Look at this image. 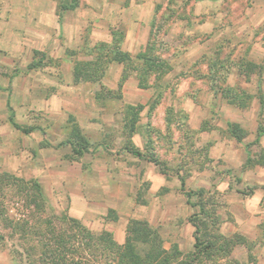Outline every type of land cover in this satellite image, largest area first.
<instances>
[{
	"label": "rangeland",
	"instance_id": "374dc122",
	"mask_svg": "<svg viewBox=\"0 0 264 264\" xmlns=\"http://www.w3.org/2000/svg\"><path fill=\"white\" fill-rule=\"evenodd\" d=\"M157 1L141 11L153 35L139 38V49L149 42L171 68L142 73V84L139 60L76 78L75 62L89 60L82 51L7 52L0 37V178L34 179L46 200L38 210L13 188L0 196V248L20 264L34 237L6 228L8 220L62 229L63 217L95 236L89 248L76 242L83 264H264V147L251 143L264 124V79L258 84L257 68L238 72L245 61L264 66V0ZM227 86L253 94L249 108L221 97ZM139 104L130 127L128 105ZM228 121L247 131L241 141ZM75 125L88 142L82 155L69 139ZM247 143L254 162L246 164ZM134 220L157 234L134 240L137 257H120V247L107 254L99 234L122 245Z\"/></svg>",
	"mask_w": 264,
	"mask_h": 264
},
{
	"label": "trees",
	"instance_id": "16d2710c",
	"mask_svg": "<svg viewBox=\"0 0 264 264\" xmlns=\"http://www.w3.org/2000/svg\"><path fill=\"white\" fill-rule=\"evenodd\" d=\"M152 33L153 32L151 27L149 37L153 35ZM123 38V30H118L117 32H114L112 41L110 43H101L91 47H85L82 52H84V55L89 57V60H77L75 62V77L79 78V75L84 74H87L88 77H90L92 74L95 75L96 73L102 75L104 71L103 64H105L104 66H106L110 62L127 64L132 60L141 61V72L138 76L140 79V83L142 73L146 75L150 71H154L157 73L156 75L161 76L165 72L170 70L171 67L166 62V60L158 58L152 53V50L154 48L152 49V47L149 46V42H147L145 48L142 51L140 50L132 56L128 51H125L121 48V42L123 41ZM71 52L74 53V51ZM263 67L264 66L260 64H255L251 61H245L244 63L239 65L238 72L245 75L256 74L257 68L259 70V72H257L259 76L258 84H260V81L262 79ZM241 68L244 70L243 72ZM220 96L226 98L228 103L242 109L248 108L254 98L253 94L247 92L245 89H242L239 86H227V88H224V90L221 92ZM258 99L261 112L263 107V96L260 94L258 96ZM141 107L142 105L140 104L134 106L128 105V113L131 114L132 119L130 122V127H134V121L137 118ZM13 126L25 133H28L32 130L31 127L21 128L17 124H13ZM226 130L230 136L236 138L238 141H241L247 134V131L238 122L228 121L226 123ZM263 134L264 124L259 122L256 128V137L251 143H258L260 136ZM69 139L74 154L82 155L83 153L87 152L88 142L80 133L79 128L76 125L72 129ZM250 146V143H247L245 145L247 152V157L245 160L246 164L254 162V158L250 154ZM129 152L138 157L144 156V154L140 150L130 148ZM147 158L149 161L156 162V160L152 156H147ZM6 188L15 189V191H13V195L19 198L23 197L25 204L32 203L34 205V208L38 210L44 209L46 200L44 198L42 187L36 180H23L22 178H18L13 174L7 173L0 178V196L2 195V193H4ZM4 215L5 212L3 211L1 206L0 216ZM30 219L32 220V218ZM63 221L67 223V226L63 227L62 229L53 227L47 220L45 221L43 226H38L35 223H30L29 220H25L22 223H17L16 221L9 219L8 223L5 224V227L10 228L14 232L20 231L23 237H26L28 235H32V237H34V243H31L28 248L23 250L28 264H33V262L37 260H39L43 264H83V258H81V256L74 255L77 254L76 252L78 251L77 247L75 246L76 242L81 241L82 245L88 246L89 248L91 244L95 243V236H93L91 230L83 225L77 218L63 217ZM128 232H130L133 236L131 237L129 234L125 236V242L122 245L118 244L115 240H112L111 234L106 231H102L97 239L102 240V243L105 244V248H107V254L109 252H112L111 249L120 247L123 249V252L119 253L120 257H125L128 254L137 257L134 240L146 241L150 236H155L157 234L153 229L147 227L145 223L137 220H134V222L132 221V230H129ZM3 238V235L0 234V244L2 243ZM194 239L197 241L198 237L194 236ZM194 247H197L196 243H194ZM117 252V250H113V253Z\"/></svg>",
	"mask_w": 264,
	"mask_h": 264
},
{
	"label": "crops",
	"instance_id": "0c3cea01",
	"mask_svg": "<svg viewBox=\"0 0 264 264\" xmlns=\"http://www.w3.org/2000/svg\"><path fill=\"white\" fill-rule=\"evenodd\" d=\"M156 3L157 0H0V37L6 39L7 52L29 53L34 49L54 55L108 44L114 32L123 30L121 48L137 53L139 38L150 35L152 20L141 11L147 10V5L152 11ZM259 142L264 147V134ZM0 264L20 262L0 248Z\"/></svg>",
	"mask_w": 264,
	"mask_h": 264
}]
</instances>
